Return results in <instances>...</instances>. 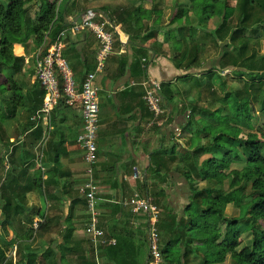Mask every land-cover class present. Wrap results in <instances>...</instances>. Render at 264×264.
<instances>
[{
	"label": "trees",
	"instance_id": "1",
	"mask_svg": "<svg viewBox=\"0 0 264 264\" xmlns=\"http://www.w3.org/2000/svg\"><path fill=\"white\" fill-rule=\"evenodd\" d=\"M92 1L99 0H0V264H97L90 239L71 244L76 230L73 224L62 233L63 244L54 248L42 242L47 222H38L36 226L31 217L27 195L43 187L40 170L33 176L29 174L35 161L42 160L41 145L36 152L42 125L32 123L31 119L41 109L45 92L39 82L32 92V88L25 89L19 77L25 58L14 54L17 43L26 48L29 41L35 48L45 43L51 45L73 25L66 21L68 15L85 13ZM35 5L42 8L33 16L31 10ZM159 5L154 2L151 10L142 6L134 11L122 8L115 11V16L109 14V18L114 26L122 24L124 32L134 15L148 22L153 20L155 31L146 33L143 40L162 35V43L155 41L152 50L170 58L178 70L189 73L181 75L177 82L208 94L206 106L199 104L198 96L187 108L191 110L189 127L200 133L192 136L191 142H201L179 155L175 151L170 153L177 164L175 170L188 181L191 196L181 216L167 204L164 207L159 225L164 242L163 260L165 264H226L228 257L239 255L240 260L232 259L231 264H264V122L257 126L260 114L264 117V55L260 54L264 0H174L169 23L164 22ZM99 19L104 21L102 16ZM107 29L117 38L108 23ZM137 34L130 37L134 52L130 70L134 74L139 69L146 75L150 49L137 45ZM166 45L168 50H162ZM116 46H121L119 40ZM72 50L78 53L76 48ZM119 61V74L123 76L128 70V58L120 57ZM208 62V70L190 73ZM225 71L239 80V88L237 81L228 82L225 75L219 87L213 83L215 75ZM174 90L171 85L162 87L164 102L173 99ZM181 94L185 95V91ZM233 98L232 108L228 107ZM257 106L260 112L255 110ZM20 110L27 124L16 129L13 143L9 127ZM207 153L211 157L202 161ZM233 163L245 166L231 169ZM160 179L166 181L163 174ZM161 193L165 195L164 190ZM154 201L160 207V199ZM77 203H82L87 211L85 198L72 202ZM231 204L238 205L237 217L225 213ZM205 215L209 222L201 224L199 219ZM89 221L90 216L84 220L86 226ZM245 231L251 236L250 243L239 250ZM124 242L126 239L117 236V245L101 247L99 258L110 264L107 257L111 260L123 249ZM71 257L75 259L70 260Z\"/></svg>",
	"mask_w": 264,
	"mask_h": 264
},
{
	"label": "crops",
	"instance_id": "2",
	"mask_svg": "<svg viewBox=\"0 0 264 264\" xmlns=\"http://www.w3.org/2000/svg\"><path fill=\"white\" fill-rule=\"evenodd\" d=\"M154 2L160 3L159 9L163 10V20L169 23L174 12L172 5L174 0H99L89 2L86 9L96 13L98 19L102 16L117 35V38L113 35L114 51L107 60L103 73L97 79L100 103L99 161L94 169V180L98 186L99 226L116 242L117 236L122 237V240L126 239L123 249L116 253L114 259L110 260L107 257V263L110 264H147L146 219L135 215L123 203L135 195L159 198L163 212L167 204L175 214L181 216L184 208L189 204L191 193L187 179L175 170L174 167L177 164L173 162L170 153L175 151L176 155H179L183 150H189L195 146V143L199 145L198 142H201V139L191 142V137L199 136L200 133L189 127L187 121L190 117H187V108L189 109L195 102L196 96H199L200 101L206 92L195 96L194 89L177 82L181 75L189 73L178 70L170 58L152 50L155 41L162 43V35L158 33L147 42L143 40L146 33L155 31L152 26L153 20L148 22L147 19H140L134 15L133 21L130 22L129 19L126 23L125 32L122 24L115 26L111 24L109 14L115 16V11H120L122 8L134 11L138 6L151 10ZM38 11L39 6L35 5L32 7L31 14L34 16ZM83 14L68 15L66 21L73 24L79 23L82 21ZM81 33L75 36L64 50L74 73L78 91L81 90L85 77L94 71L100 48V42L91 30L86 29ZM136 33L139 38L137 45L150 49L146 75H143L139 69L134 74L130 70L134 60L133 43L130 42V37L136 36ZM122 34L125 37L124 40L121 39ZM117 40L121 42L120 47L116 46ZM159 47L158 45L157 52L161 51ZM40 48H35L31 41L28 43V48L18 43L14 46V54L25 58L23 73L19 77L26 90L32 88L30 92L34 85H38L35 75V56ZM74 48L78 50V53L72 50ZM30 49L33 52H29ZM162 50H168V46H164ZM28 53L33 54L28 57ZM120 57L128 58V70L123 76L119 74ZM210 67L208 62L200 71L203 72ZM150 80L159 82L163 88L171 85L175 89L173 99H165L167 114L164 116H156L144 99L148 88L147 82ZM183 90L185 95L181 94ZM204 101L202 106L207 103V99ZM83 123L80 102L69 105L63 96L51 115L50 126L42 125L40 144L36 150L38 154L41 145L39 154L42 160L35 161L36 165L30 169L29 174L33 176L34 172L38 174L40 170L43 176V187L29 193L27 198L34 221L47 222L49 225L48 229L42 232V242L46 246L51 245L54 248L61 246L62 233L67 225L72 224L76 230L71 237V244L88 238L84 231L86 226L84 220L89 217L88 212L82 203L72 204L73 200L84 198L82 188L87 180L84 151L77 141L83 130ZM24 124H27V121H24L23 112L20 110L18 117L9 127V132L13 135L11 142L16 143L14 136L16 129ZM31 132L32 129L27 131V133ZM210 157L207 153L202 161ZM161 174L166 178L165 182L160 179ZM162 190L165 195H162ZM43 202L45 207L42 205ZM199 220L201 224H206L209 222V216L205 215ZM12 236L13 233L10 231V238ZM71 259L75 258L71 257Z\"/></svg>",
	"mask_w": 264,
	"mask_h": 264
},
{
	"label": "built area",
	"instance_id": "3",
	"mask_svg": "<svg viewBox=\"0 0 264 264\" xmlns=\"http://www.w3.org/2000/svg\"><path fill=\"white\" fill-rule=\"evenodd\" d=\"M61 1V0H59ZM91 30L100 42L97 54L95 70L89 73L82 82L81 90L78 91L77 83L74 79L72 68L64 57V50L67 44L82 34L83 30ZM70 40V41H69ZM114 36L107 29V22L97 19L96 13L86 11L82 15V21L74 23L57 37L55 42L46 46V43L38 50L35 56V75L36 80L43 88L45 95L43 105L32 117L36 125L49 127L51 115L64 96L69 105L80 102L83 111V130L78 137V144L84 151V160L87 164V180L82 188V193L87 200V212L90 221L86 226L85 232L88 235L96 257L97 264H105L100 258L101 247L115 246L116 240L99 226V211L97 208L98 186L94 180V173L98 157V133L100 128V103L99 90L97 85L98 76L103 73L106 62L114 51ZM145 61V60H144ZM62 83V86H61ZM145 101L149 109L156 116L167 114L164 98L161 94V84L155 80L147 82ZM191 110L187 117H190ZM127 206L135 215L143 216L147 223L148 241V260L147 264H165L161 251L160 222L161 210L155 203L154 198L148 196L135 195L126 200ZM36 222V226H37Z\"/></svg>",
	"mask_w": 264,
	"mask_h": 264
},
{
	"label": "rangeland",
	"instance_id": "4",
	"mask_svg": "<svg viewBox=\"0 0 264 264\" xmlns=\"http://www.w3.org/2000/svg\"><path fill=\"white\" fill-rule=\"evenodd\" d=\"M5 1H7V0H5ZM43 5H46L45 4V2L43 3ZM172 5H173V3H172ZM41 8H42V6L41 7H39V10H41ZM32 11V10H31ZM172 16V15H171ZM213 27V26H212ZM262 44H261V47H260V54L261 55H264V39L262 40V42H261ZM29 52H33V50H29ZM32 54L33 53H28L27 54V56L28 57H31L32 56ZM32 59V58H31ZM195 72H197V73H200L201 71L200 70H194ZM223 74V73H222ZM222 74H220L219 72H218V75H215V77H214V79H212V81H213V83L217 86V87H219L220 85H221V83L223 82V81H225V76H228V82L229 81H233V80H235V81H237L236 82V84L235 85H237L236 86V88H239V85L237 84V83H239L238 81V79H232L231 78V76H230V72H228V71H225L224 72V74L223 75H225V76H223ZM4 80V79H3ZM1 82V81H0ZM233 82H231V84H232ZM217 91H219V90H217ZM220 92V91H219ZM193 94L196 96V94L198 95L199 94V92L197 91V90H193ZM207 96H208V94L207 93H205L204 94V96H203V98L202 99H204V100H206L207 99ZM198 98V96H196V99ZM202 99L200 98V105L202 104V102L204 103L205 101L203 100L202 101ZM234 99L235 98H233L232 100H230L231 102H229L228 103V107H231L232 108V104L234 103ZM247 101V100H246ZM231 104V105H230ZM207 105V103L206 104H204V106H206ZM226 109V108H225ZM255 110L256 111H258V112H260V107L259 106H257L256 108H255ZM189 111V110H188ZM218 119H220V118H218ZM264 122V117H262V114H260V118L258 119V122H257V126L259 125V124H262ZM256 126V127H257ZM255 128V127H254ZM255 131V130H254ZM244 164H242V163H233V166H231V169H242V168H244ZM209 169H211V168H209ZM230 169V170H231ZM230 170H228L227 172H229ZM2 172V170H1V168H0V173ZM227 185L229 184V181H227V183H226ZM248 192H250V190H248ZM85 198V197H84ZM43 207H45V204H44V202H43ZM160 208V207H159ZM160 210H161V216H163V214L162 213H164L163 212V210H162V208H160ZM240 211H239V208H238V205L237 204H231V205H229V208H228V212H226L227 213V215L228 216H230V217H237L238 216V213H239ZM240 214V213H239ZM245 227V226H244ZM244 227H242V229H244ZM85 229H86V226H85ZM85 229H84V231H85ZM85 234H86V232H85ZM86 236H88L87 234H86ZM89 238V237H88ZM251 238V236H250V234L247 232V231H245L244 233H243V236H242V238H241V247L239 248V250L240 249H242L243 247H245L246 245H248L249 243H250V241H249V239ZM163 239H162V237H161V243L163 242L162 241ZM10 253V252H9ZM11 254H13V256H14V251L11 253ZM236 256V255H235ZM239 255H237V257H232V259H234V261L236 262V261H238V260H240L239 259ZM228 260H227V262H226V264H231V263H233L232 261V259H230L229 257L227 258Z\"/></svg>",
	"mask_w": 264,
	"mask_h": 264
},
{
	"label": "water",
	"instance_id": "5",
	"mask_svg": "<svg viewBox=\"0 0 264 264\" xmlns=\"http://www.w3.org/2000/svg\"><path fill=\"white\" fill-rule=\"evenodd\" d=\"M124 38H125V37H124V35L122 34V35H121V39L124 40Z\"/></svg>",
	"mask_w": 264,
	"mask_h": 264
}]
</instances>
